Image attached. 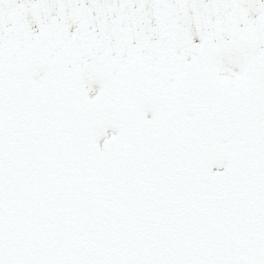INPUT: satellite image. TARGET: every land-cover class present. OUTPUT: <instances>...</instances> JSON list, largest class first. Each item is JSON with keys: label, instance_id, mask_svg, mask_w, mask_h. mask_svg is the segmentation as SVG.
Masks as SVG:
<instances>
[{"label": "snow or ice", "instance_id": "1", "mask_svg": "<svg viewBox=\"0 0 264 264\" xmlns=\"http://www.w3.org/2000/svg\"><path fill=\"white\" fill-rule=\"evenodd\" d=\"M0 264H264V0H0Z\"/></svg>", "mask_w": 264, "mask_h": 264}]
</instances>
